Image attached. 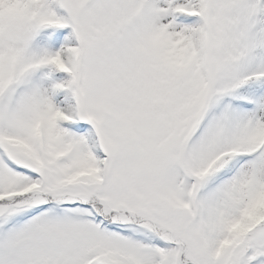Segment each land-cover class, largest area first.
<instances>
[{"label": "snow or ice", "instance_id": "snow-or-ice-1", "mask_svg": "<svg viewBox=\"0 0 264 264\" xmlns=\"http://www.w3.org/2000/svg\"><path fill=\"white\" fill-rule=\"evenodd\" d=\"M0 264H264V0H0Z\"/></svg>", "mask_w": 264, "mask_h": 264}]
</instances>
